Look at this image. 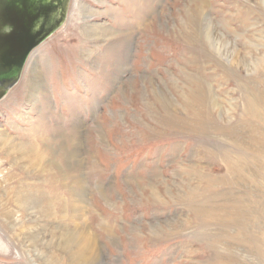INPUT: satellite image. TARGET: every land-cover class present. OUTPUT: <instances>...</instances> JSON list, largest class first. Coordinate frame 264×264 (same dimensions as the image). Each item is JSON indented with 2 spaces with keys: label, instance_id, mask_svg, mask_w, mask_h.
<instances>
[{
  "label": "rangeland",
  "instance_id": "1",
  "mask_svg": "<svg viewBox=\"0 0 264 264\" xmlns=\"http://www.w3.org/2000/svg\"><path fill=\"white\" fill-rule=\"evenodd\" d=\"M81 222L97 264H264V0L68 1L0 99V264Z\"/></svg>",
  "mask_w": 264,
  "mask_h": 264
},
{
  "label": "bare ground",
  "instance_id": "2",
  "mask_svg": "<svg viewBox=\"0 0 264 264\" xmlns=\"http://www.w3.org/2000/svg\"><path fill=\"white\" fill-rule=\"evenodd\" d=\"M203 28L205 29V26ZM204 31H207V32H205L206 33L205 34L206 40L208 41L210 48H212L213 51H215L217 56L226 55L227 57H229L228 58L229 63H234V64L238 63V61L240 60V55H239L240 52L236 51V49L235 50L230 49L231 51L228 49L229 51L223 52L221 50V47H224L223 44H222V46H220L219 45L220 41L215 42L216 39L214 40V39H212L213 37H211L212 34H210V25H208L206 30H204ZM212 36H214V34ZM224 43H225V41H224ZM32 52H31V54H32ZM37 82H38V79H37V75L35 74L34 78H33V83L37 84ZM215 103H217V102L215 100H212V104H215ZM208 105H209V103H208ZM11 150L14 153L18 154V156L14 157L12 159L13 163L16 165H21V164H23L24 161L27 162V164H29V165H33L37 160H39V155L36 153V151L33 148L27 146V144L24 141L18 140L17 143L11 148ZM27 164H24V166H26ZM84 191H85V189L83 191H81L80 193L77 192L78 193L76 195V197H78L76 200L77 202H80L82 200V198H84ZM20 198H22V202L25 205L27 204V205L33 207V206H38L41 204V199L34 198L33 192L30 189L24 191V193H21ZM51 205H52V207H58V209H60V210H62L63 208H69L71 210L76 209V215H80L82 213L80 206L76 207L75 202H74V204L69 203V202H64L58 196L54 197ZM61 234H62V236H61L60 241H59L60 243H57V245H58V247L63 248L67 251L69 262H71L73 264H97V260H98V256H99L98 245L95 241V238L90 235V233L84 227L82 222H81V224H78V223L75 224L74 229H72L70 231L68 230L67 232L65 230V232L63 231V233H61Z\"/></svg>",
  "mask_w": 264,
  "mask_h": 264
},
{
  "label": "flooded vegetation",
  "instance_id": "3",
  "mask_svg": "<svg viewBox=\"0 0 264 264\" xmlns=\"http://www.w3.org/2000/svg\"><path fill=\"white\" fill-rule=\"evenodd\" d=\"M55 4L38 7L35 15L19 16L12 2L0 0V69L12 70L30 45L35 46L28 56L47 39L43 38L51 27L47 16Z\"/></svg>",
  "mask_w": 264,
  "mask_h": 264
},
{
  "label": "water",
  "instance_id": "4",
  "mask_svg": "<svg viewBox=\"0 0 264 264\" xmlns=\"http://www.w3.org/2000/svg\"><path fill=\"white\" fill-rule=\"evenodd\" d=\"M13 3L19 16L35 15L38 7L44 5L48 8L52 6V2L56 3L51 12L47 16V21L51 27L44 34L43 38H48L63 23L69 0H9ZM53 26V27H52ZM35 45H30L28 49L21 55V59L16 66L10 71L0 69V99L18 82L23 70L29 50Z\"/></svg>",
  "mask_w": 264,
  "mask_h": 264
}]
</instances>
